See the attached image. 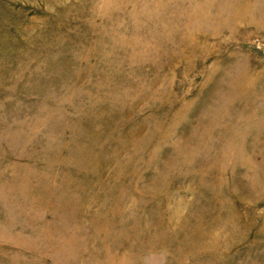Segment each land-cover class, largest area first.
<instances>
[{
    "label": "rangeland",
    "instance_id": "1",
    "mask_svg": "<svg viewBox=\"0 0 264 264\" xmlns=\"http://www.w3.org/2000/svg\"><path fill=\"white\" fill-rule=\"evenodd\" d=\"M0 264H264V0H0Z\"/></svg>",
    "mask_w": 264,
    "mask_h": 264
}]
</instances>
